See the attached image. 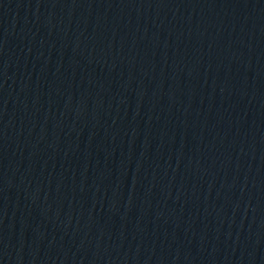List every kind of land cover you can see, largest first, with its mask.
Returning a JSON list of instances; mask_svg holds the SVG:
<instances>
[{
  "label": "water",
  "instance_id": "obj_1",
  "mask_svg": "<svg viewBox=\"0 0 264 264\" xmlns=\"http://www.w3.org/2000/svg\"><path fill=\"white\" fill-rule=\"evenodd\" d=\"M0 264H264V0H0Z\"/></svg>",
  "mask_w": 264,
  "mask_h": 264
}]
</instances>
